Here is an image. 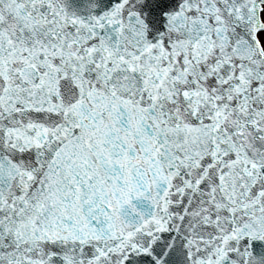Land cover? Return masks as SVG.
Returning <instances> with one entry per match:
<instances>
[{"label":"water","instance_id":"water-1","mask_svg":"<svg viewBox=\"0 0 264 264\" xmlns=\"http://www.w3.org/2000/svg\"><path fill=\"white\" fill-rule=\"evenodd\" d=\"M15 1L19 0L1 2L4 7L16 9ZM62 1L49 0L42 14L36 9L24 14L22 20L8 17L2 21L9 22L8 25L0 22V55L5 56L0 59V86L4 89L11 85L18 99L25 93L28 96L27 100L23 98L27 102L24 107L18 105L20 112H15L16 117L28 107L42 108L40 84H45L47 98L53 103H46L42 111H48L55 118V123H42L50 134L45 142L44 133H38L37 129L40 120L27 109L25 113L31 114L27 118L33 121L32 128L23 127L20 119L14 121L13 130L23 135L18 134V145L9 137L0 139V152L8 147L6 152L12 159L7 157L6 161L15 164L13 174L28 176L20 178L18 184L31 181L23 165L28 159L24 147L28 139L23 138L30 140V135L36 145H41L44 139L48 153L50 148L62 145V153L70 163L66 168L41 175L43 184L36 187L40 193L28 192L17 202L8 192L0 194V264H55L58 259L63 260V264L77 262L76 255L66 256V260L61 256L68 248L61 237L67 227L88 234H84V238L75 235L74 239L85 252L93 251L96 264H107L105 247L110 249L111 258L117 260V264H145L142 256L127 259L131 242L138 238L141 243L145 237L142 235L146 232L145 222L141 221L144 215L157 216L168 225L171 222L170 228L159 222L154 225L156 231L168 234L163 238L166 242H161L169 246L163 247L164 261L264 264V73L259 72L264 71V67L257 62V52L246 44L247 25L255 17L260 20L264 0H129V4L123 0H97V6H103L99 10L103 12L107 8L109 12L96 15L99 22L105 21L103 31L114 32L110 35L113 36L112 55L105 45H94L86 51L74 44L68 46L66 39L60 40L68 30L64 22L68 20L66 10L77 13L76 5H80V0ZM83 5L79 6V11L85 7L82 13L91 8V5ZM235 14L239 21L244 19L241 28L233 22ZM85 19L88 25L98 21L94 15ZM36 20L40 23L38 29L32 27ZM240 29L235 54H251L246 55L243 68L234 64L237 56L224 54L223 48L233 42ZM91 35L99 36L95 31ZM215 49H218L217 55ZM135 52L151 55L153 65H147V69L152 71L135 65L132 56ZM159 55L171 69H167L163 61L157 62ZM80 59L86 60V64ZM215 61L227 62L246 72L255 71L254 77L261 85L257 80L255 84L249 81L248 90L237 92L235 96L223 95L219 85L214 89L212 85L207 86L205 80L199 84L205 75L220 83H227L235 76L233 67H219ZM26 63L32 68L23 73ZM65 67L73 74L78 73L77 84H73L71 90L65 84L68 77ZM59 71L64 73L60 75ZM199 71L204 72V77L194 75ZM191 79L197 81V88ZM85 81L98 85L99 90L86 94L81 87L88 85ZM206 91L213 92L214 96ZM209 97L215 105L210 104ZM127 102L139 103L143 118L137 120L131 116L125 109ZM245 104L246 113L242 111ZM61 119L65 121L62 123ZM68 120L72 123V136L62 133L59 127ZM113 120L126 130L113 135L110 129L108 133ZM121 133L124 137L117 138ZM164 134L170 136L169 143L161 140ZM108 139L114 141V148L121 145L116 150L107 149ZM74 141L82 142L83 148L79 150ZM70 142L73 158L69 157ZM134 151L136 159L131 161L127 156L134 159L131 153ZM63 155L60 154V158H65ZM105 155L116 157L124 166L114 165L110 171L109 166L104 167L107 165ZM132 166L141 171L136 172ZM105 172L115 179H124L141 197V203L135 207L130 200L132 205L127 202L125 208L118 210L129 223L138 219L137 231L122 226L117 219L115 222L114 214L98 200L106 190L118 192L115 182L104 181ZM0 173L7 171L0 168ZM82 178L85 180L83 188L72 182L68 189V181ZM37 182L40 183L39 178ZM33 189L28 184V190ZM84 189L88 194H95V205L91 196L81 203L83 207L88 205L90 211L80 208L75 212L70 199L64 202L62 197L77 199L80 191L85 193ZM160 190L164 203L154 206L147 198L154 197V192ZM53 200L55 202L50 204ZM19 203H22L21 208L17 207ZM101 212H108L107 217L100 215ZM78 214L85 218L76 219ZM177 222L183 226H178ZM34 230L39 233H30ZM58 234L61 238H55ZM44 239L56 245L44 248ZM90 242L93 250L88 248ZM112 245L115 247L111 251ZM35 250L46 251L48 257H44L43 262L36 259L32 253ZM174 254L180 255V259L173 258ZM150 259L159 264L154 254Z\"/></svg>","mask_w":264,"mask_h":264},{"label":"bare ground","instance_id":"bare-ground-1","mask_svg":"<svg viewBox=\"0 0 264 264\" xmlns=\"http://www.w3.org/2000/svg\"><path fill=\"white\" fill-rule=\"evenodd\" d=\"M260 20H261V22L264 21V8H262L260 10ZM262 35L264 36V32L259 31V33L256 35L257 39L260 40ZM260 41H262V40H260ZM262 48H263V44H262ZM263 53H264V48H263Z\"/></svg>","mask_w":264,"mask_h":264},{"label":"rangeland","instance_id":"rangeland-1","mask_svg":"<svg viewBox=\"0 0 264 264\" xmlns=\"http://www.w3.org/2000/svg\"><path fill=\"white\" fill-rule=\"evenodd\" d=\"M264 22V21H263ZM260 40H262V41H260ZM258 39V41H259V43L261 44V46H262V44H263V48H264V36L262 35L261 36V39Z\"/></svg>","mask_w":264,"mask_h":264}]
</instances>
